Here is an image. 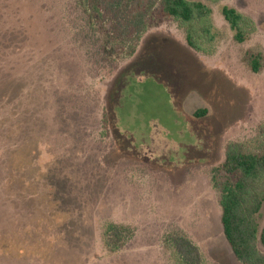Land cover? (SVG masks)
Returning <instances> with one entry per match:
<instances>
[{
	"label": "rangeland",
	"instance_id": "1",
	"mask_svg": "<svg viewBox=\"0 0 264 264\" xmlns=\"http://www.w3.org/2000/svg\"><path fill=\"white\" fill-rule=\"evenodd\" d=\"M191 1L212 10L209 33L158 1L140 41H115L81 0H0V264H182L176 236L203 264H241L212 169L231 143L264 152V0ZM224 7L254 26L244 42Z\"/></svg>",
	"mask_w": 264,
	"mask_h": 264
},
{
	"label": "trees",
	"instance_id": "2",
	"mask_svg": "<svg viewBox=\"0 0 264 264\" xmlns=\"http://www.w3.org/2000/svg\"><path fill=\"white\" fill-rule=\"evenodd\" d=\"M86 12L101 20L112 23V39L141 40L147 31L146 20L157 2H160L161 15L180 25L200 21L207 24L204 31L212 29L210 15L212 10L201 1L191 0H81ZM225 21L231 30L236 31V41L244 42L255 31L252 23L230 7L222 10ZM249 26V27H248ZM210 35V34H209ZM213 36L209 38L213 40ZM188 47L201 52L211 50L197 45L190 33L186 36ZM136 52L132 49L130 55ZM261 53L251 54L248 63L253 73H259L262 67ZM206 110H198L194 116L204 117ZM212 182L220 190L221 226L224 238L232 253L241 264H264V254L258 245L264 247V226L260 227L258 216L264 209V189L258 190L257 184L264 178V152L247 153L239 143L227 146L224 162L212 169ZM224 174L225 180L219 182L217 175ZM111 252L122 247V231L109 226L106 231ZM114 242V243H113ZM182 264H203L199 247L184 236L173 237L170 241Z\"/></svg>",
	"mask_w": 264,
	"mask_h": 264
}]
</instances>
